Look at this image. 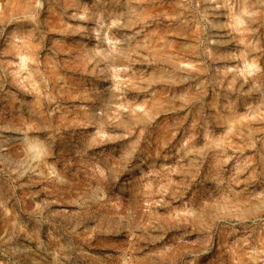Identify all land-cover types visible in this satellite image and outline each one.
Wrapping results in <instances>:
<instances>
[{
    "label": "rangeland",
    "instance_id": "1",
    "mask_svg": "<svg viewBox=\"0 0 264 264\" xmlns=\"http://www.w3.org/2000/svg\"><path fill=\"white\" fill-rule=\"evenodd\" d=\"M0 264H264V0H0Z\"/></svg>",
    "mask_w": 264,
    "mask_h": 264
},
{
    "label": "bare ground",
    "instance_id": "2",
    "mask_svg": "<svg viewBox=\"0 0 264 264\" xmlns=\"http://www.w3.org/2000/svg\"><path fill=\"white\" fill-rule=\"evenodd\" d=\"M212 138V137H211ZM33 143V142H32ZM37 143V142H36ZM164 143V142H163ZM39 144V143H38ZM25 145V144H24ZM31 145V144H30ZM30 145H28V147H30ZM39 146H41V145H39ZM42 147V146H41ZM189 148V147H188ZM31 149V148H30ZM29 149V150H30ZM35 150H37V149H35ZM127 151V150H126ZM28 152V151H27ZM38 152V151H37ZM30 154V153H29ZM40 154V153H39ZM39 156V155H38ZM189 160V159H188ZM208 209V208H207ZM204 210V209H203ZM200 211H202V210H200ZM202 213V212H201Z\"/></svg>",
    "mask_w": 264,
    "mask_h": 264
}]
</instances>
